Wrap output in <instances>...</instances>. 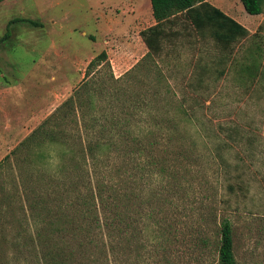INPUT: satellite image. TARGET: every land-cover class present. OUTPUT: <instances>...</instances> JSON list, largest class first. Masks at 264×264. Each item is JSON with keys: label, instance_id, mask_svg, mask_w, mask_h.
<instances>
[{"label": "rangeland", "instance_id": "1", "mask_svg": "<svg viewBox=\"0 0 264 264\" xmlns=\"http://www.w3.org/2000/svg\"><path fill=\"white\" fill-rule=\"evenodd\" d=\"M132 1L0 3V264H217L224 219L231 224L236 264H264V63L256 68L258 50L246 37L228 47L201 38L177 16L164 24L162 53L140 63L146 50L138 22L127 21L123 12ZM208 1L226 12L220 4L225 0ZM227 1L240 11L237 0ZM102 51L124 89L154 100L155 113L171 122L153 125L165 136H158L150 152L151 167L165 175L155 174L152 196L144 185L138 189L141 207L128 206L127 197L121 202L123 230L127 213L150 208L158 212L162 230L149 219L133 252H126L123 239L117 255L100 254L89 246V237H77V221L61 234L55 233L59 226L41 222L45 215L55 223L61 218L54 214L58 193L52 190L58 187L51 179L63 155L59 146L32 137L28 147L4 160L72 96L87 64ZM104 68L97 71L105 74ZM51 129L58 137L68 135L72 144V119ZM21 179L31 196H42L36 223ZM44 203L54 212L47 214ZM71 210L67 213L80 219ZM158 233L161 240L155 239Z\"/></svg>", "mask_w": 264, "mask_h": 264}, {"label": "trees", "instance_id": "2", "mask_svg": "<svg viewBox=\"0 0 264 264\" xmlns=\"http://www.w3.org/2000/svg\"><path fill=\"white\" fill-rule=\"evenodd\" d=\"M3 1L5 0H0V3ZM239 1L247 14L262 13L263 0ZM150 5L155 24L139 33L147 49L140 63H149L162 53V42L166 35L164 24L174 23L177 16L201 38H211L225 47L248 35L244 27L207 0H150ZM21 21L38 26L33 21ZM100 66H105V74L97 71ZM68 118L74 123L72 144L68 141V135L58 137L51 129L52 125L62 123ZM154 124H164L168 127L171 122L169 117L155 113L154 100L134 94L132 90L128 93L127 89H124L122 79L114 78L106 52L102 51L87 64L84 80L72 96L56 108L30 137L24 139L20 147L13 149L4 160H9L10 156H16L20 150L28 147L32 137L40 140L43 138L42 141L59 146L63 155L51 177L58 187L57 191L52 190L53 194L58 193L55 198L58 212L46 207L49 190L44 195L45 203L42 208H47V214H60L61 218L55 223L45 215L46 219L41 222L49 226H59L55 230L57 234H61L67 225L79 222L76 236H83V239L89 237V246L100 254L117 255L121 251L123 239L127 241L126 252H133L131 247L134 240L142 239L141 235L148 228L149 219L153 218L158 231L162 230L160 220H156L159 214L151 208L138 214L131 213L129 217L127 213L125 230L122 225L123 199L127 197L128 206L133 209L141 207L138 189L149 188L151 197L155 174L165 175L162 168L156 172L151 167L150 152L157 144L158 136H165V133L153 128ZM140 160L146 161L145 165L140 167ZM21 184L26 207L36 223L40 219H36L35 211L38 203L42 202V196H31L24 186L26 182L23 179ZM47 186L55 188L49 184ZM71 209H76L80 219L67 213ZM132 212L134 213V210ZM219 236L217 264H236L232 228L226 219L219 224ZM66 237L61 236L62 239ZM77 237L69 238L70 241L80 244ZM162 237L163 234L158 233L155 239L161 240ZM72 252L74 251L69 250L67 254L74 255Z\"/></svg>", "mask_w": 264, "mask_h": 264}, {"label": "crops", "instance_id": "3", "mask_svg": "<svg viewBox=\"0 0 264 264\" xmlns=\"http://www.w3.org/2000/svg\"><path fill=\"white\" fill-rule=\"evenodd\" d=\"M237 2L241 4L239 0H237ZM131 3L132 4L130 6L125 5V7L123 8V12L125 14L124 16H127L130 19L127 21L135 20L138 22L137 35L139 39L141 40L139 33L155 24V21L152 16L150 0H133ZM220 4L222 5V7L224 6V9L226 10V12H223V11L222 12L228 15L230 18H232L230 16L231 13L233 15H236L237 16L236 19L234 18L232 19L236 21L238 24H240L242 27H244L246 31L248 32V35L246 36L247 40L250 39V41H248V46L253 47L255 50H258L259 52V55H256L255 56L256 59L254 60L257 65L256 66L257 68L258 64L264 63V0H263V6H262V13L259 15L247 14L244 11L242 6L237 8L240 11L234 12L231 3L227 0L220 2ZM243 12H245V14ZM146 22H148L147 25H146ZM144 48L147 52L145 45H144ZM140 50L142 51L144 50L142 46H140ZM146 52L143 53V55H145ZM0 90H1V87H0ZM20 124L21 122L18 123V125ZM14 135H16V133Z\"/></svg>", "mask_w": 264, "mask_h": 264}]
</instances>
